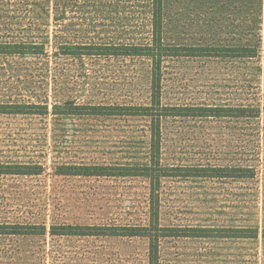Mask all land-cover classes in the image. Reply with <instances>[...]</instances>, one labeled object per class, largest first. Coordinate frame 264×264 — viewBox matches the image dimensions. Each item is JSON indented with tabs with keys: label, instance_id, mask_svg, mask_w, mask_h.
I'll return each mask as SVG.
<instances>
[{
	"label": "rangeland",
	"instance_id": "rangeland-1",
	"mask_svg": "<svg viewBox=\"0 0 264 264\" xmlns=\"http://www.w3.org/2000/svg\"><path fill=\"white\" fill-rule=\"evenodd\" d=\"M34 9L35 12H34ZM165 41L216 47L211 55L164 59L162 103L182 107L162 123L160 264H264V114L201 117L198 107L264 108V0H165ZM151 0H0V169L39 163L41 175L0 174V264H149L147 237L51 235V225L148 226L145 177L56 175L65 163L122 165L149 157L143 117L15 114V104L147 105V57L58 55L62 44H143L151 39ZM261 39V40H260ZM45 56L12 52L30 42ZM252 41V42H251ZM258 43V56L227 48ZM3 51V52H2ZM256 170L234 177L236 167ZM226 167L229 176H202ZM45 224V235L12 233ZM241 228H258L243 237Z\"/></svg>",
	"mask_w": 264,
	"mask_h": 264
},
{
	"label": "trees",
	"instance_id": "trees-1",
	"mask_svg": "<svg viewBox=\"0 0 264 264\" xmlns=\"http://www.w3.org/2000/svg\"><path fill=\"white\" fill-rule=\"evenodd\" d=\"M36 9H34L35 12ZM165 0H151V39L143 44L118 43V44H62L58 55H83L91 56H117V57H147L151 60V99L147 105L125 104H78L74 100H66L54 103L50 111L49 103L15 104V114L55 115L63 118H82L84 116H108V117H143L149 119V157L145 162L126 163L122 165H109L105 163H65L56 167V175L60 176H85V177H145L150 182V223L148 226H112L108 233H96V226L88 225H51V235L61 236H133L147 237L150 243L149 264H160L159 243L160 238L173 235L171 227H161L159 224V212L161 202L162 178L169 176V170L161 165L162 155V123L170 116H180L182 107H169L162 103V78L164 59L171 56H197L201 54L211 55L216 47H178L171 46L165 41ZM261 40V39H260ZM252 42V41H251ZM240 43L233 48H227V54L239 59H251L258 56V43ZM15 45L14 53H27L33 56H45L46 45L42 42H30L24 49ZM3 52V51H2ZM222 112L236 118H260L264 114L261 105H241L233 108L224 107H198L195 116L211 117L222 116ZM44 166L39 163L22 166L16 165L14 171L0 169V174L13 172L18 175H41ZM229 168L210 167L200 168L202 176L219 178L229 176ZM237 173L234 177L247 179L254 178L256 170L251 167H236L232 169ZM241 232L247 234L243 237H257L258 228H241ZM48 229L45 224H28L26 227L15 225L12 233L18 235H45ZM264 236V235H263Z\"/></svg>",
	"mask_w": 264,
	"mask_h": 264
}]
</instances>
